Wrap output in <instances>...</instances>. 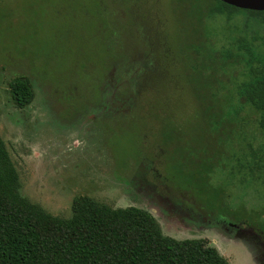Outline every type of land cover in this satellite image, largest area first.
<instances>
[{
	"label": "rangeland",
	"instance_id": "rangeland-1",
	"mask_svg": "<svg viewBox=\"0 0 264 264\" xmlns=\"http://www.w3.org/2000/svg\"><path fill=\"white\" fill-rule=\"evenodd\" d=\"M214 5L219 2L0 0V132L22 195L64 217L83 194L114 207L138 206L167 235L206 238L232 264H264V175L244 169L242 156L261 145L264 129L250 104L229 113L241 108L247 78L235 66L233 43L241 37L249 45L253 30H264H257L261 17L242 9L210 13ZM116 37L122 46L113 47ZM252 50L258 58L259 44ZM18 75L29 76L36 91L24 109L10 98L9 82ZM130 114L135 120L125 123ZM153 151V164L174 192L162 176L147 173ZM178 195L195 198L196 210L253 228L219 225Z\"/></svg>",
	"mask_w": 264,
	"mask_h": 264
},
{
	"label": "trees",
	"instance_id": "trees-1",
	"mask_svg": "<svg viewBox=\"0 0 264 264\" xmlns=\"http://www.w3.org/2000/svg\"><path fill=\"white\" fill-rule=\"evenodd\" d=\"M217 1L219 5L212 6L210 13L225 12L232 15L234 11L242 9L222 0ZM122 10L118 11L119 17L125 14ZM242 10L261 17L257 30L262 28L264 30V11ZM112 21H115L112 25L119 26L117 20ZM113 32L114 34L117 32V35L120 33L117 30ZM253 33L249 45L241 37L233 43L239 53L235 58V66L241 69V73L247 74V78L240 86L241 108H229L231 109L229 113L235 111L234 113L238 114V110L250 104L253 107L250 111L256 115V123L264 129V31L261 32L262 35L256 30H253ZM115 39L113 47L122 46V41L117 37ZM259 40L260 43H257ZM255 44L260 46L259 59L251 52ZM146 47L145 50L149 52L148 64L151 65V70L155 71L158 69L155 48L151 44ZM108 50L110 51L109 46ZM220 88L225 89L223 86ZM9 92L14 106L22 109L30 106L36 96L32 80L27 75L13 77L9 82ZM131 115L125 116V123L135 120L137 114ZM215 116L217 115H211L213 121H216ZM120 119L114 118L117 120L116 123H119ZM153 148L152 145L151 151ZM161 152L163 156L165 154L163 147ZM248 152L249 157L245 156L246 153L242 154L246 158L244 169L264 175V140L257 149ZM151 153L153 155L148 156L150 160L146 167L147 173L151 172L155 179L162 176L163 184L168 191L174 192L168 178L153 164L154 151ZM163 161L167 164L164 159ZM146 182L153 190H157L158 183L148 178ZM164 195L171 201H176V196ZM178 196L185 200L187 207L198 211L211 221H224L234 230L247 225L245 222L231 224L221 216L215 217L209 212L196 210L195 198H187V195ZM200 207L204 210L202 206ZM0 264L232 263L206 238L178 239L165 234L158 219L149 210L138 206L114 207L83 194L73 199L70 216L64 217L49 212L42 205L22 195L20 173L0 132Z\"/></svg>",
	"mask_w": 264,
	"mask_h": 264
},
{
	"label": "water",
	"instance_id": "water-1",
	"mask_svg": "<svg viewBox=\"0 0 264 264\" xmlns=\"http://www.w3.org/2000/svg\"><path fill=\"white\" fill-rule=\"evenodd\" d=\"M222 1L242 9L264 11V0H222Z\"/></svg>",
	"mask_w": 264,
	"mask_h": 264
},
{
	"label": "flooded vegetation",
	"instance_id": "flooded-vegetation-1",
	"mask_svg": "<svg viewBox=\"0 0 264 264\" xmlns=\"http://www.w3.org/2000/svg\"><path fill=\"white\" fill-rule=\"evenodd\" d=\"M217 224L220 225V224H226V223H225L224 221H218ZM228 226H229V225H228ZM229 227H230V226H229ZM230 228H231V227H230ZM239 229H240V227H237L235 230H239Z\"/></svg>",
	"mask_w": 264,
	"mask_h": 264
}]
</instances>
